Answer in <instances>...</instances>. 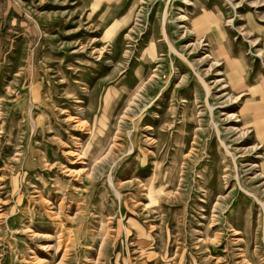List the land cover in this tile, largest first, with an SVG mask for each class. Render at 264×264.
I'll list each match as a JSON object with an SVG mask.
<instances>
[{"label":"rangeland","instance_id":"obj_1","mask_svg":"<svg viewBox=\"0 0 264 264\" xmlns=\"http://www.w3.org/2000/svg\"><path fill=\"white\" fill-rule=\"evenodd\" d=\"M0 264H264V0H0Z\"/></svg>","mask_w":264,"mask_h":264},{"label":"crops","instance_id":"obj_2","mask_svg":"<svg viewBox=\"0 0 264 264\" xmlns=\"http://www.w3.org/2000/svg\"><path fill=\"white\" fill-rule=\"evenodd\" d=\"M98 4H107L109 2H115L116 0H96Z\"/></svg>","mask_w":264,"mask_h":264}]
</instances>
